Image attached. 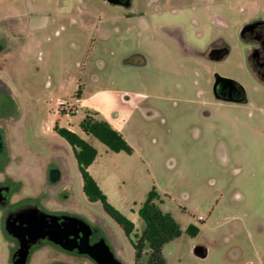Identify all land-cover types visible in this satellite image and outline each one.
Here are the masks:
<instances>
[{"label": "rangeland", "instance_id": "374dc122", "mask_svg": "<svg viewBox=\"0 0 264 264\" xmlns=\"http://www.w3.org/2000/svg\"><path fill=\"white\" fill-rule=\"evenodd\" d=\"M185 2L176 0L175 11L143 14L145 0H134L132 9L105 0H0V25L10 20L0 27V43L8 44L0 50L6 149L0 169L15 181L13 199L36 197L49 210L87 217L123 264H135L132 242L144 227L137 209L153 187L158 205L181 229L162 248L167 264H264V90H256L238 36L244 21L264 13V0ZM173 27L198 50L222 37L230 53L216 63L184 55ZM213 71L242 81L249 102L213 101ZM98 111L131 153L111 151L81 130L85 113ZM56 121L97 149L87 170L109 203L134 222L130 236L100 201L85 196L72 147L53 130ZM55 168L59 179L47 181ZM190 224L200 227L196 237L186 230ZM198 242L208 249L205 259L193 254ZM9 249L1 238L0 264H9ZM147 256L145 248L140 264ZM28 264L96 263L42 247Z\"/></svg>", "mask_w": 264, "mask_h": 264}, {"label": "flooded vegetation", "instance_id": "af4514ba", "mask_svg": "<svg viewBox=\"0 0 264 264\" xmlns=\"http://www.w3.org/2000/svg\"><path fill=\"white\" fill-rule=\"evenodd\" d=\"M175 1L176 0H145V7L144 8L142 7L143 8L142 11L140 10L138 11L139 13H143V14L145 12L143 10H149L153 14H161L163 12L175 11L176 8L174 7L173 4ZM180 1H181V5H184V3H186L185 1L187 0H180ZM205 1H212V0H199V3L204 4ZM133 6H134V0H130V3L124 7H126L127 9H132ZM223 23L226 24L224 21ZM9 25H10V20H8V18L5 17L4 20H2L0 27L8 28ZM171 33H172V37L175 39V42L180 52L184 55L203 56L208 61H212L216 63L226 59V57L230 53V45L222 37H220L219 39L217 38L212 40L205 49L198 50L196 48H193L183 40L182 29L180 27H173L171 29ZM238 36L242 40V42L247 46L246 59H245L246 66L252 79L256 84V90H264V13H259L257 16L247 21H244L238 30ZM1 37L2 35H0V38ZM4 40L5 41L0 43L1 44L0 50L6 49L8 46L6 39ZM208 83H209L210 96L212 100L215 101L216 103L233 104L238 106L249 102L246 89L242 85V81H240L237 78L228 75H223L218 71H213ZM58 126L62 127L60 125ZM53 130L55 131L54 126H53ZM5 151L6 149L4 143V134L0 126V158L5 156ZM47 181H50L49 172L47 173ZM14 184H15L14 179L10 175L1 172L0 169V240L1 238H3L10 244L9 257H8L9 264H13V260L16 259L15 252L18 249L19 244L17 240L7 232L5 218L16 207L23 204H34L39 206L43 210L54 214L69 213V214L79 215L85 221H87L91 226L98 228V231L90 236L89 239L90 243L97 241L100 236H104L106 242L110 245L109 238L105 236V234L98 227V225L92 223L90 219H88L85 216H82L78 213H74L71 211L49 210L45 208L42 205L41 200H38L36 197L25 196V197H18L16 199H13L15 193L17 192V188H15ZM199 219L202 222L204 221L203 218H199ZM190 225L192 226V230H194L195 233L194 234L189 233V234L191 237H196L200 232V227L194 224H190ZM224 242L227 244L230 243L231 237L225 236ZM196 246H201L203 250L207 253L206 257L208 256L209 252L204 244L199 242L195 243L192 250ZM42 247L45 248L49 247L52 249H57L62 252L88 257L83 254H78L76 251L69 252L63 250L58 245L54 244L53 242L45 238L38 240L31 247L27 258V264L29 262L30 254L34 250ZM110 247L112 248L111 245ZM206 257L202 259H205ZM55 261L60 262L59 260H55ZM240 264H257V263L254 260H245Z\"/></svg>", "mask_w": 264, "mask_h": 264}, {"label": "trees", "instance_id": "16d2710c", "mask_svg": "<svg viewBox=\"0 0 264 264\" xmlns=\"http://www.w3.org/2000/svg\"><path fill=\"white\" fill-rule=\"evenodd\" d=\"M79 125L85 134L93 136L111 151L132 152L125 138L107 121L98 118L96 113L86 112ZM54 129L72 147L82 178V191L87 199L100 201L103 210L122 228L125 235L130 236L135 227L134 222L109 203L107 196L87 170L97 156V149L74 131L59 127L57 122ZM159 197L153 187L137 209V214L142 219L144 227L132 242L135 264H140L145 248L148 254L147 264H167L162 256V248L166 243L181 235L180 226L171 213L162 210L158 205ZM186 230L190 234L195 233L191 225Z\"/></svg>", "mask_w": 264, "mask_h": 264}, {"label": "water", "instance_id": "95a60500", "mask_svg": "<svg viewBox=\"0 0 264 264\" xmlns=\"http://www.w3.org/2000/svg\"><path fill=\"white\" fill-rule=\"evenodd\" d=\"M111 4L127 6L130 0H105ZM51 182L60 177L58 169L49 171ZM6 230L18 242L16 259L13 264H27L31 247L40 239H48L63 250L88 256L96 264H123L114 254L104 236L90 243V236L98 231L81 216L69 213L54 214L34 204H23L16 207L5 218ZM198 258L207 253L201 246L193 249ZM15 256V255H14Z\"/></svg>", "mask_w": 264, "mask_h": 264}, {"label": "crops", "instance_id": "0c3cea01", "mask_svg": "<svg viewBox=\"0 0 264 264\" xmlns=\"http://www.w3.org/2000/svg\"><path fill=\"white\" fill-rule=\"evenodd\" d=\"M245 65H246V60H245ZM98 113V116L100 115V117H98L97 115V117L98 118H100V119H103V120H105V121H107L116 131H118L120 134H121V132L114 126V123H113V121L111 120V119H109V118H107L106 116H101L102 114H101V112H97ZM122 135V134H121ZM123 136V135H122ZM91 165V164H90ZM89 165V166H90ZM88 166V167H89ZM139 208V207H138ZM109 243H110V245L112 246V248L114 249V246H113V243H112V241L109 239Z\"/></svg>", "mask_w": 264, "mask_h": 264}, {"label": "built area", "instance_id": "2783aa9c", "mask_svg": "<svg viewBox=\"0 0 264 264\" xmlns=\"http://www.w3.org/2000/svg\"><path fill=\"white\" fill-rule=\"evenodd\" d=\"M60 104H62L63 106L65 105L63 102H60ZM65 108H67V107L65 106Z\"/></svg>", "mask_w": 264, "mask_h": 264}]
</instances>
